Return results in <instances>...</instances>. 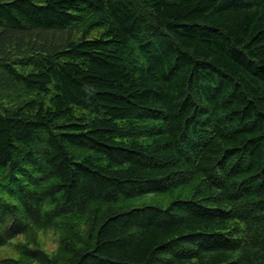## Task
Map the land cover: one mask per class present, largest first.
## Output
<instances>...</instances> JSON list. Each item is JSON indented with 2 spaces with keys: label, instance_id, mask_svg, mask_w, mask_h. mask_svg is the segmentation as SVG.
Returning <instances> with one entry per match:
<instances>
[{
  "label": "trees",
  "instance_id": "1",
  "mask_svg": "<svg viewBox=\"0 0 264 264\" xmlns=\"http://www.w3.org/2000/svg\"><path fill=\"white\" fill-rule=\"evenodd\" d=\"M49 230L28 264H264V0H0V249Z\"/></svg>",
  "mask_w": 264,
  "mask_h": 264
},
{
  "label": "rangeland",
  "instance_id": "2",
  "mask_svg": "<svg viewBox=\"0 0 264 264\" xmlns=\"http://www.w3.org/2000/svg\"><path fill=\"white\" fill-rule=\"evenodd\" d=\"M159 199L160 198H155L156 202ZM153 200L152 198H148L143 203L148 205L155 201ZM19 245L30 246L33 249L39 248L49 257L54 258L58 254L60 235L54 230L36 231L28 235L25 233L19 239L0 249V264H6V262L10 260H15L16 262L14 264H28L29 261L22 256V251L25 248Z\"/></svg>",
  "mask_w": 264,
  "mask_h": 264
}]
</instances>
